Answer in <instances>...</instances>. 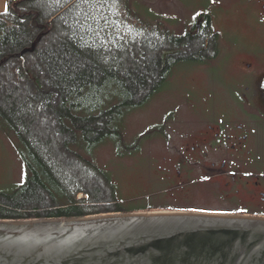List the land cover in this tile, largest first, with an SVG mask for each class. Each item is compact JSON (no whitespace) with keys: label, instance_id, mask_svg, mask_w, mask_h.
Here are the masks:
<instances>
[{"label":"trees","instance_id":"obj_1","mask_svg":"<svg viewBox=\"0 0 264 264\" xmlns=\"http://www.w3.org/2000/svg\"><path fill=\"white\" fill-rule=\"evenodd\" d=\"M172 45L162 24L141 19L129 0H8L0 12V127L18 139L26 174L0 191V218L178 209L123 204L108 173L79 151L106 141L116 152L130 149L124 117L158 85L160 52ZM43 108L55 128L40 124Z\"/></svg>","mask_w":264,"mask_h":264},{"label":"flooded vegetation","instance_id":"obj_2","mask_svg":"<svg viewBox=\"0 0 264 264\" xmlns=\"http://www.w3.org/2000/svg\"><path fill=\"white\" fill-rule=\"evenodd\" d=\"M194 5L190 12L193 15L191 24L180 33H169L173 41L172 48L160 52L158 85L151 88L150 84L138 103L149 102L161 87L168 86L171 76L179 72L178 64L187 62L193 69L205 68L222 56L229 57L224 80L233 85L236 98H227L226 90L221 85L216 90L220 95L224 94L222 96L225 99L222 98L219 104L227 107L219 110L206 107L209 99L201 98L204 110L179 120L177 127L173 123L174 118H167L154 129L144 131L145 134H152L147 138L157 140L158 148L169 153V157L163 159L171 165L168 171L172 173L164 175L162 179L168 184L175 182L174 187L177 188L212 182L217 177H231L236 183L232 167H240L239 160L248 157L255 164L263 158L258 150V135L263 132L262 127L257 125L252 116L251 120L247 119L243 111L245 109L238 104L248 106L252 115L258 113L264 120V0H194ZM230 10L232 17L228 23L231 25L224 26L218 20ZM229 34L239 38L232 41L227 36ZM256 47L257 51L254 50ZM182 73L187 74L184 71ZM153 80L155 77L151 82ZM239 118L242 121L237 122ZM218 167L219 170L216 169ZM196 171L202 175H193L198 174ZM263 172L261 169L257 173L253 170L247 172L258 177L253 181L246 180L234 191L248 197V200L225 213L264 216V180L259 175ZM239 178L242 179L241 176ZM232 180L225 182L230 186L229 190L234 187ZM163 192L153 194L162 196ZM228 193V197L237 198ZM251 197L252 200H249ZM177 208L168 210H182Z\"/></svg>","mask_w":264,"mask_h":264},{"label":"rangeland","instance_id":"obj_3","mask_svg":"<svg viewBox=\"0 0 264 264\" xmlns=\"http://www.w3.org/2000/svg\"><path fill=\"white\" fill-rule=\"evenodd\" d=\"M129 6L141 19L153 24L161 23L169 33H180L187 25L191 24L193 15L190 12L195 5L194 0H129ZM226 14L223 13L224 18L218 21L224 26H230L231 24L228 21H231L232 10L226 12ZM227 36L232 41H236V38H239L231 34ZM237 44H240V42ZM256 49L258 48H254L255 51H257ZM228 60L229 57L222 56L207 67L198 69H193V66L187 62L178 64L177 70L179 72L171 76L168 86L161 87L159 92L149 102L141 103L139 106H134L127 111L123 122V137L125 144L131 145L130 149L122 146L120 152H116L114 144L106 141L96 147L91 154L85 153L82 149L79 150L85 158L91 159L108 173L117 187L118 196L123 201V204L140 207L153 203L160 206H177L182 210L225 213L248 200V197L235 192L234 189L236 187L240 188V185L246 180L253 181L258 177L256 176L257 174L255 176L254 174L248 175V171L253 170L256 173L258 169L264 171V166H262L264 164V120L261 119L258 113L252 115L248 106L245 107L241 105L242 103L238 104L245 109L243 111L247 119L251 120L253 117L257 125L262 127L263 132L258 135V150L261 151L263 158L256 161L257 163L255 162V164H252L248 157L239 160L238 163L241 166L232 167L235 170L236 183L233 182L231 177H217L211 180L212 182L209 181L197 186L187 185L184 188L174 187L176 185L174 181L172 184L166 183L162 177L167 174L171 175L172 172L168 171L171 165L163 157H169V153H165L158 148L156 139L147 138V136L152 134L144 133V131L154 129L164 119L174 118L175 121L173 123L177 127L179 120L194 113H201L205 108L204 102L201 103L200 101L201 98L209 99L206 107L217 108V110L227 107L219 104L222 98L225 99L223 97L225 95H220L216 88L222 85L226 90L227 98H236L233 85L227 82L226 79L224 80V71L228 67ZM182 71L187 72V74H183ZM212 89H215V93L212 92ZM147 90L145 88L140 93V96ZM208 93L210 94L208 95ZM194 102L198 104H194ZM192 103L194 105H191ZM3 117V121H9L7 117ZM38 118H40L42 126L56 127L55 120L51 119L48 109L43 108ZM237 120V122L242 121L241 118ZM17 143L18 139L12 131L0 127V191H9L20 183L26 174L17 152ZM133 149L136 151L130 154ZM216 169L219 170L220 167ZM196 172L198 174H193L196 177L202 175L199 171ZM259 175L261 180H264V172ZM231 180L234 187L229 190L230 186L226 185L225 182H230ZM159 191H164V194L162 196L153 194ZM227 193L236 195L237 198H230ZM83 196L86 197L84 193L78 194V197ZM3 199L5 197L0 195V201H3ZM249 200H252V197ZM252 202L255 204V198H253ZM156 210L166 209L155 208L139 211Z\"/></svg>","mask_w":264,"mask_h":264},{"label":"water","instance_id":"obj_4","mask_svg":"<svg viewBox=\"0 0 264 264\" xmlns=\"http://www.w3.org/2000/svg\"><path fill=\"white\" fill-rule=\"evenodd\" d=\"M0 264H264V216L156 210L0 218Z\"/></svg>","mask_w":264,"mask_h":264},{"label":"crops","instance_id":"obj_5","mask_svg":"<svg viewBox=\"0 0 264 264\" xmlns=\"http://www.w3.org/2000/svg\"><path fill=\"white\" fill-rule=\"evenodd\" d=\"M5 5H8V0H0V12L4 11Z\"/></svg>","mask_w":264,"mask_h":264},{"label":"snow or ice","instance_id":"obj_6","mask_svg":"<svg viewBox=\"0 0 264 264\" xmlns=\"http://www.w3.org/2000/svg\"><path fill=\"white\" fill-rule=\"evenodd\" d=\"M4 14H7V6L5 5Z\"/></svg>","mask_w":264,"mask_h":264}]
</instances>
